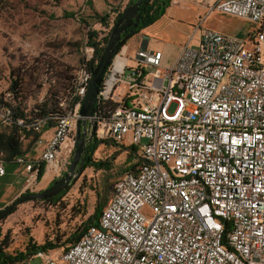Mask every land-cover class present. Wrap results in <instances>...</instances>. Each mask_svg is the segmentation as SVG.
<instances>
[{
	"label": "built area",
	"instance_id": "2783aa9c",
	"mask_svg": "<svg viewBox=\"0 0 264 264\" xmlns=\"http://www.w3.org/2000/svg\"><path fill=\"white\" fill-rule=\"evenodd\" d=\"M211 1L210 12L254 29H205L172 64L148 38L119 50L91 120L98 139L135 148L138 163L115 182L98 224L58 258L38 252L41 264H264V0ZM85 53L53 116L33 126L37 153L12 161L25 170L24 192L36 193L42 169L68 171L95 49ZM2 97L9 123L15 97Z\"/></svg>",
	"mask_w": 264,
	"mask_h": 264
},
{
	"label": "rangeland",
	"instance_id": "374dc122",
	"mask_svg": "<svg viewBox=\"0 0 264 264\" xmlns=\"http://www.w3.org/2000/svg\"><path fill=\"white\" fill-rule=\"evenodd\" d=\"M130 1L134 0H0V96L10 92L13 82H17L19 99L25 103L28 112L56 92L61 97L75 70L85 59V50L90 48L89 31H98L99 40L108 36L116 16L126 9ZM175 7L181 8L184 15L191 16V21L180 18L182 23H172L164 14L126 42L130 52L140 40L148 38L153 47L158 46L164 52L166 63L171 64L183 47L200 40L205 29L238 37H245L254 29L249 21L210 12L208 7L203 9L193 5L182 8V4ZM65 12H74L76 16L66 18ZM96 13L109 15V27L98 22ZM109 143L101 144L94 155L103 160L113 158L109 169H86L57 205L23 203L1 221L2 238L9 237L7 253L24 252L31 240L41 245L56 234L69 235L95 213L99 200L102 209L105 208L113 195L115 182L138 163L135 151ZM4 187L3 180H0V210L26 193L5 198L1 196ZM46 188H37L35 192ZM85 199L87 207L85 215H82L76 206H82ZM60 253L61 249H57L46 252V255L58 258ZM41 262V259L33 258L22 264Z\"/></svg>",
	"mask_w": 264,
	"mask_h": 264
},
{
	"label": "trees",
	"instance_id": "16d2710c",
	"mask_svg": "<svg viewBox=\"0 0 264 264\" xmlns=\"http://www.w3.org/2000/svg\"><path fill=\"white\" fill-rule=\"evenodd\" d=\"M170 5H171V0H154L151 4L144 7L145 9L141 17V22H140L141 24L139 26L137 33H139L145 27L152 25L155 21L161 19V17L165 14V11L170 7ZM121 14L122 12L118 13V15L116 16L113 22L114 24L117 22ZM95 15L97 16L98 22H100V24L109 27V15H100L98 13H96ZM75 16L76 13L74 12H65L64 14V17L66 18H75ZM83 23L85 22L83 21ZM109 35L110 33L102 40H99L98 31L96 30L89 31L88 46L95 49V57L93 61L90 63V68L91 67L93 68L98 62L101 53L107 44ZM83 62L84 60L82 61V63ZM72 78L69 81V84L66 86V89L69 87ZM7 93L13 94V96L15 97L16 106L14 108V115L12 116L11 121L9 123L0 122V160H3L7 164H11L16 156L25 155L26 153H28L30 150L33 149L35 142L39 137V134L34 132L33 126L38 120L42 118H50L53 116L57 108L58 98L60 94H58L57 92L54 93V95H51L50 99L44 101L41 105L33 108L31 112H28L25 103H23L22 100L19 99L17 93V82H13L10 88V92ZM2 98L3 97L0 96V103H2L3 105H9L8 103L3 102ZM18 119L24 121L23 126L17 125L16 120ZM52 125H53V121L51 120L49 127H52ZM109 142L110 141L108 140L98 139L96 136L95 143L91 146L90 149L86 148V152L83 156V160H84L83 171L89 168H92L95 171L110 168V166L112 165L113 158L108 160H103L94 157L95 153L99 149V146L101 144H110ZM131 150L136 152L135 148H131ZM42 177H43V169L40 173V179ZM73 185L74 184H72L71 187H73ZM69 190L64 191L63 193L59 194L58 196L52 199L35 201V202H44L51 205H57ZM83 203L84 204L82 206L80 204L78 205L79 207L76 206V209L77 211H79V213L85 215V210L87 207V199H85ZM80 207L82 208V210H80ZM102 208L103 205L99 200V205L96 208L95 213L91 215L89 218H87V220L81 223L77 228H75L73 232H70L69 235L56 234L54 238L46 239L44 244L41 245H37L36 243L33 242V240H31L30 243H28L24 252H20L15 255H10L9 253L6 252V249L9 246V241H8L9 237H6L0 243V264H22L23 262L29 259L32 260L33 258H35L38 252L46 253L49 251H55L57 249H61V252L68 250L70 247L75 245L81 239L82 235L84 234V232L87 230L88 227L95 226L98 224L99 217L103 210ZM16 209L17 207L9 215L13 214L16 211ZM7 217H5L4 219H6Z\"/></svg>",
	"mask_w": 264,
	"mask_h": 264
},
{
	"label": "water",
	"instance_id": "95a60500",
	"mask_svg": "<svg viewBox=\"0 0 264 264\" xmlns=\"http://www.w3.org/2000/svg\"><path fill=\"white\" fill-rule=\"evenodd\" d=\"M148 5L147 0H137L130 3L122 12L121 16L111 29L108 41L96 65L91 69V80L84 99L81 116L82 119L76 127V147L71 159L68 171L60 178H56L46 189L36 193H25L16 198L12 203L0 210V223L17 206L35 201L52 199L71 188L77 182V178L83 172L82 157L86 152V137L90 132L96 137V124L91 120L97 111L98 93L109 66L119 50L126 42L137 34L138 30L127 33L130 26L137 28L141 22L142 13L145 8L140 9L142 2ZM1 235V232H0Z\"/></svg>",
	"mask_w": 264,
	"mask_h": 264
},
{
	"label": "crops",
	"instance_id": "0c3cea01",
	"mask_svg": "<svg viewBox=\"0 0 264 264\" xmlns=\"http://www.w3.org/2000/svg\"><path fill=\"white\" fill-rule=\"evenodd\" d=\"M211 3H212L211 0H171V5L166 10V13H165L164 17H169L170 21H172V23H175L176 22V24L177 23H182V22L179 21L180 18L182 20H185L186 22L187 21H191V19H190L191 16L184 15L182 13L181 8H177L175 6H177L178 4H182V8L183 7L186 8V7H190V6H193V5H197L199 7H202L203 9H207V7L209 9V7L211 6ZM197 43H195V44H197ZM195 44H193V45H195ZM140 45L141 44L138 43L133 50L138 49L140 47ZM142 47L145 48L146 47V44H143ZM151 48L163 52L158 46L153 47L151 45ZM163 54H164V52H163ZM177 57H178V55H177ZM177 57H176V59H177ZM176 59H175V61H176ZM166 60L167 59H166L165 54H164V63H166ZM166 64H168V63H166ZM51 133H52L51 131H47V133L45 134L44 137L46 139H49V137L51 136ZM36 153H37V151L33 147V149L30 150L25 155L32 157ZM6 170H7L6 175L3 178H0V180H3V183L5 185V187L3 188V194L1 196L2 197H5V198H7V197L9 198L13 194H16V193L17 194H22V193H24V182H23L24 181L23 180V175L25 174L24 168L21 167V166H17L15 164H12L11 163V164H7ZM56 178H58V177H56V175L53 172H48L47 174L43 175V177L41 178V179H43L41 181V183H40V180L41 179L39 180L38 189L41 190V187L42 188H46ZM0 200H2V198H0Z\"/></svg>",
	"mask_w": 264,
	"mask_h": 264
},
{
	"label": "flooded vegetation",
	"instance_id": "af4514ba",
	"mask_svg": "<svg viewBox=\"0 0 264 264\" xmlns=\"http://www.w3.org/2000/svg\"><path fill=\"white\" fill-rule=\"evenodd\" d=\"M137 0H134V1H132V2H136ZM148 1V5L149 4H151L154 0H147ZM131 1L129 2V4L130 3H132ZM145 1H143L142 2V4H141V6H140V9H143L144 7H146V6H148V5H146L145 6ZM143 14V13H142ZM141 24V23H140ZM140 24H139V26H140ZM139 26L137 27V28H135L134 26H130L129 28H128V31H127V33H129V32H131V31H133V30H138L139 29ZM138 34V33H137ZM136 34V35H137ZM135 36V35H134ZM75 138H76V132H75ZM95 138L96 137H92V135H91V133L89 132L88 133V135H87V137H86V144H85V146H86V148H91V146L95 143ZM82 160H83V157H82ZM83 163H84V160H83ZM67 172V171H66ZM65 172V173H66ZM64 173V174H65ZM63 174V175H64ZM79 179V177L77 178V180ZM0 231H1V228H0ZM3 240V238H2V235H0V243H1V241Z\"/></svg>",
	"mask_w": 264,
	"mask_h": 264
}]
</instances>
